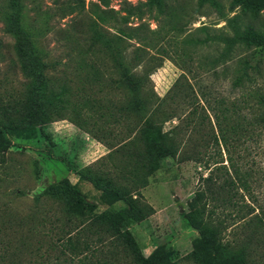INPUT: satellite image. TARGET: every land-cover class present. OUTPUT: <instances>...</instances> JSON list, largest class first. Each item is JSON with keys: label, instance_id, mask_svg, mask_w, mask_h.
<instances>
[{"label": "rangeland", "instance_id": "rangeland-1", "mask_svg": "<svg viewBox=\"0 0 264 264\" xmlns=\"http://www.w3.org/2000/svg\"><path fill=\"white\" fill-rule=\"evenodd\" d=\"M198 1L109 0L103 8L98 0H0V115L10 114L0 119L10 141L0 151V254L20 249L22 261L42 260L39 254L47 253L50 233L41 220L48 207L35 206L34 197L49 185L83 178L88 182L79 187L89 199L96 187L109 183L125 187L133 198L139 195L140 203L153 210L129 228L142 253L148 257L165 247L178 260L191 252L198 235L194 224L202 215L195 193L206 187L203 178L212 174L221 184L227 172L235 177L236 163V185L228 190L236 208L219 212L242 219L228 220L224 242L233 252L246 248L252 264H264V104L259 103L264 94V9L236 4L240 22L260 31L262 42L236 50V65L247 59L252 83L235 90L231 71L216 61L212 48L199 50L191 60L173 54L181 38L172 37L174 30L221 28L224 22L213 2L227 9L233 0H204L201 14L194 11ZM133 7L139 8L140 19L121 20L123 9ZM5 14L20 18L47 65L43 121L22 119L9 109L28 94L32 80L21 71ZM91 19L106 34L122 32V63L143 82L137 105H131L123 68L99 45L91 49ZM139 40L151 48L137 52ZM155 107L156 125L173 131L180 145L175 158L146 174L135 154L142 149V113L147 116ZM230 126L236 127L235 135ZM0 264L6 263L0 259Z\"/></svg>", "mask_w": 264, "mask_h": 264}, {"label": "trees", "instance_id": "trees-1", "mask_svg": "<svg viewBox=\"0 0 264 264\" xmlns=\"http://www.w3.org/2000/svg\"><path fill=\"white\" fill-rule=\"evenodd\" d=\"M57 2L58 0H55V3ZM98 2L99 7H108L109 0H98ZM237 3L242 4L243 7L254 4L257 8L264 9V0H233L227 9L220 2L214 1L213 5L219 20L224 22L221 28L201 26L186 30L183 27L174 30L172 35L175 38L181 36L174 44L176 50L173 54L175 53L176 59L187 56L191 60L199 50L212 48L217 53L216 61L231 71L233 75L231 86L235 90L236 87H243L245 83H252L247 59H241L236 65V50L246 51L262 42L260 31L240 22L241 15L236 14L235 11ZM204 4V0H199L194 9L195 13H203L201 11ZM95 7L99 8L98 5ZM101 11L105 13L104 10ZM123 12H125V16H121L123 21H127L132 16L140 19L139 8L123 9ZM97 17L101 19L99 15ZM4 19L6 25L12 27L21 71L24 76L32 80L28 94L9 109H12L16 115L20 114L22 119L43 121V95L46 85L44 69L47 65L39 56L42 52L34 42L33 36L19 24L20 18L5 14ZM89 31L91 49L97 50L99 45V50L106 51L116 67L123 68V80L130 97H133L131 105H137L143 82L122 63L124 52L121 43H126L122 32L118 30L106 34L93 19L89 22ZM139 44L136 47L137 52L145 53V49L151 48L147 46V42L139 40ZM187 48L193 49L191 54H187ZM259 103L264 104V94ZM155 109L147 116L145 112L142 113L143 126L139 132L142 149L135 154L137 165L146 174L157 169L166 158H175L180 145L173 131L163 132L162 128L156 125L157 108ZM7 116L10 114L5 110L0 115V119H5ZM19 120L21 121L20 118ZM0 131L3 134L0 139V151H3L8 149L10 141L6 136L7 131L1 126ZM229 131L235 135L236 127L230 126ZM219 134L225 141L221 128ZM232 169L235 177L228 176L227 172V177L221 184L217 180H212V174L203 178L206 187L195 193V200L202 215V218L194 224L198 235L191 252L178 260L173 261L165 247H158L148 257L142 253L129 228L146 219L153 210L149 205L140 203L139 195L133 198L125 187L109 183L104 188L96 187V195H92L89 199L79 187L80 183L88 182L83 178H79L75 184L65 179L49 185L34 197L35 206L40 207L39 205L44 203L43 206L48 207L47 213L41 220L50 233L46 244L47 253L39 254L42 260L24 262L19 258L20 249L11 253L4 249L5 252L0 254V259L6 264H252L246 248L233 252L224 242V232L230 226L228 220L242 219L237 213L232 215L231 212L236 208V201L228 190L236 185V163L232 164ZM101 206L104 208L99 211L98 208ZM227 208L231 210L229 213L219 212V209ZM1 243L4 242L0 240V245Z\"/></svg>", "mask_w": 264, "mask_h": 264}]
</instances>
